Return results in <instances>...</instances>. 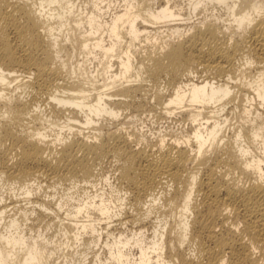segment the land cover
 <instances>
[{"label":"bare ground","instance_id":"6f19581e","mask_svg":"<svg viewBox=\"0 0 264 264\" xmlns=\"http://www.w3.org/2000/svg\"><path fill=\"white\" fill-rule=\"evenodd\" d=\"M0 264H264V0H0Z\"/></svg>","mask_w":264,"mask_h":264},{"label":"rangeland","instance_id":"374dc122","mask_svg":"<svg viewBox=\"0 0 264 264\" xmlns=\"http://www.w3.org/2000/svg\"><path fill=\"white\" fill-rule=\"evenodd\" d=\"M202 72H198V75H202ZM127 111V116L124 117L122 115V126L125 127L126 129L130 130L132 128H137L143 127V129H147V135L148 138H154V136H157L159 133H169V134H179L181 129V123L179 118H165L163 116H151V115H141V120L136 119V117L131 116V112ZM143 121V122H142ZM143 123V125H142ZM179 124V125H178ZM139 126V127H138ZM124 128V129H125ZM151 132V134H150ZM102 170L105 174L111 171L113 168V162L109 160H105L102 164ZM45 183H50L48 181L43 180ZM115 183V182H113ZM113 186H115L113 184ZM109 186H107V190H109ZM54 239H60V238H54ZM56 256V253L53 254V257ZM59 258L56 259L58 261Z\"/></svg>","mask_w":264,"mask_h":264}]
</instances>
